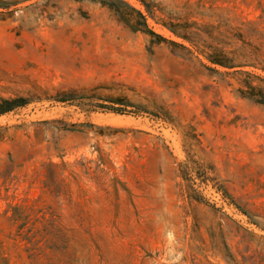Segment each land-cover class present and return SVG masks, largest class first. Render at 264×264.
Wrapping results in <instances>:
<instances>
[{"label": "rangeland", "instance_id": "1", "mask_svg": "<svg viewBox=\"0 0 264 264\" xmlns=\"http://www.w3.org/2000/svg\"><path fill=\"white\" fill-rule=\"evenodd\" d=\"M247 74L264 0H0V264H264Z\"/></svg>", "mask_w": 264, "mask_h": 264}, {"label": "trees", "instance_id": "2", "mask_svg": "<svg viewBox=\"0 0 264 264\" xmlns=\"http://www.w3.org/2000/svg\"><path fill=\"white\" fill-rule=\"evenodd\" d=\"M81 1H83V0H81ZM109 6H110V4H109ZM130 9H132V8H130ZM132 11H134L139 17L143 18L142 15L140 14V12L133 10V9H132ZM144 27H145V33H147L151 36H155V34H153L150 30L147 29L146 25H144ZM155 37H158V36H155ZM205 59L210 64L224 68V69H230L231 70L234 68V66H232V64H230L231 61L228 58H226L225 56H223L222 54L208 55L205 57ZM247 75L264 84L263 78H259L258 76H254V75H250V74H247ZM244 87L246 88V90L241 91V93L243 95H246L248 98L254 100L256 103L264 106V88L254 86L250 83L244 84ZM110 102L112 104L121 105L118 100H113ZM26 103H27L26 100H24L22 98H16L13 100H1L0 101V115L9 113L17 107L24 106ZM99 107L102 109L108 110V111H112L114 113H119V114L125 113V110H121V108H115L113 106H108V107L107 106H99Z\"/></svg>", "mask_w": 264, "mask_h": 264}]
</instances>
